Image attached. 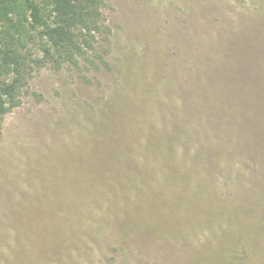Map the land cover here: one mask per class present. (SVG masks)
Returning <instances> with one entry per match:
<instances>
[{
  "label": "rangeland",
  "instance_id": "obj_1",
  "mask_svg": "<svg viewBox=\"0 0 264 264\" xmlns=\"http://www.w3.org/2000/svg\"><path fill=\"white\" fill-rule=\"evenodd\" d=\"M39 47L0 131V264H264V0H103Z\"/></svg>",
  "mask_w": 264,
  "mask_h": 264
},
{
  "label": "trees",
  "instance_id": "obj_2",
  "mask_svg": "<svg viewBox=\"0 0 264 264\" xmlns=\"http://www.w3.org/2000/svg\"><path fill=\"white\" fill-rule=\"evenodd\" d=\"M103 0H0V131L19 106L32 46L58 65L74 63L103 28Z\"/></svg>",
  "mask_w": 264,
  "mask_h": 264
}]
</instances>
